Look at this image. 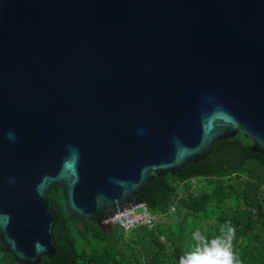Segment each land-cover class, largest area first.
<instances>
[{"label":"water","instance_id":"1","mask_svg":"<svg viewBox=\"0 0 264 264\" xmlns=\"http://www.w3.org/2000/svg\"><path fill=\"white\" fill-rule=\"evenodd\" d=\"M237 135L264 158V0H0V243L18 264L56 253L52 187L76 220L113 217Z\"/></svg>","mask_w":264,"mask_h":264},{"label":"trees","instance_id":"2","mask_svg":"<svg viewBox=\"0 0 264 264\" xmlns=\"http://www.w3.org/2000/svg\"><path fill=\"white\" fill-rule=\"evenodd\" d=\"M242 135L214 146L211 155L175 175L155 177L139 195L155 217L151 226L125 232L76 220L64 210L63 190L52 187L49 207L56 213V253L38 264H179L194 250V234L209 241L221 228H235L233 251L241 264H264V158ZM201 179V188L189 186ZM0 264H18L0 243Z\"/></svg>","mask_w":264,"mask_h":264},{"label":"clouds","instance_id":"3","mask_svg":"<svg viewBox=\"0 0 264 264\" xmlns=\"http://www.w3.org/2000/svg\"><path fill=\"white\" fill-rule=\"evenodd\" d=\"M9 139L14 140L15 137L9 133ZM234 238L235 228L230 224L222 227L221 235L211 241L205 235L196 233L194 250L181 256L179 264H241L233 251Z\"/></svg>","mask_w":264,"mask_h":264},{"label":"built area","instance_id":"4","mask_svg":"<svg viewBox=\"0 0 264 264\" xmlns=\"http://www.w3.org/2000/svg\"><path fill=\"white\" fill-rule=\"evenodd\" d=\"M154 216L149 212L146 204L138 203L137 207L127 210L113 217L105 218L104 225L118 226L126 233L137 227L151 226L154 222Z\"/></svg>","mask_w":264,"mask_h":264},{"label":"rangeland","instance_id":"5","mask_svg":"<svg viewBox=\"0 0 264 264\" xmlns=\"http://www.w3.org/2000/svg\"><path fill=\"white\" fill-rule=\"evenodd\" d=\"M189 186L193 187L195 190H199L202 186L201 184V179L198 180H192L189 182ZM155 218V217H154ZM155 220V219H154ZM110 226V225H109ZM111 227V226H110ZM105 228H108V226L106 225Z\"/></svg>","mask_w":264,"mask_h":264}]
</instances>
